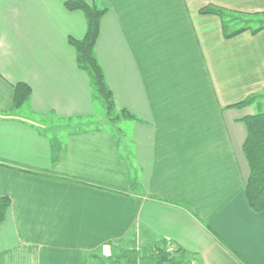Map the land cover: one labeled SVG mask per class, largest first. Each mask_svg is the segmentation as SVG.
Wrapping results in <instances>:
<instances>
[{"label": "crops", "instance_id": "obj_1", "mask_svg": "<svg viewBox=\"0 0 264 264\" xmlns=\"http://www.w3.org/2000/svg\"><path fill=\"white\" fill-rule=\"evenodd\" d=\"M67 1L0 0V264H91L160 239L194 264H264V212L246 202L242 153V119L264 99L234 107L264 94V28L226 39L219 17L199 14L264 18V0H84L106 10L94 53L116 111L136 118L122 123V150L87 122L94 92L68 43L86 21ZM18 83L31 95L14 110ZM10 165L123 190L135 172L138 187L122 196Z\"/></svg>", "mask_w": 264, "mask_h": 264}, {"label": "trees", "instance_id": "obj_2", "mask_svg": "<svg viewBox=\"0 0 264 264\" xmlns=\"http://www.w3.org/2000/svg\"><path fill=\"white\" fill-rule=\"evenodd\" d=\"M67 11H79L84 15L86 21V31L82 39L76 40L69 37L68 43L76 54V63L80 70L84 71L89 79L94 92V97L101 103L108 123L118 121H133L135 116L125 110L116 111L112 93L106 83L104 73L98 63L94 53V47L99 34L100 20L105 14V9H100L95 5L87 4L84 0H69L64 3ZM201 15H214L222 22V32L226 39L234 38L246 31L256 34L264 28V19H256L261 15H242L228 12L216 7L208 6L199 11ZM256 24V25H255ZM237 25V26H236ZM252 25H255L254 27ZM31 95L28 85L18 83L14 86V96L12 108L17 110L24 106ZM264 94L252 95L234 107H243L255 104L263 100ZM246 129V138L242 146V153L248 166V178L244 185V195L249 208L255 212H264V110L246 116L242 119ZM61 146L54 139L51 142L52 163L58 159ZM4 165L5 163H0ZM13 165H10V167ZM18 170L36 174L43 178L55 181L73 182L89 186L98 190L115 193L122 196L133 194L138 187L137 175L132 174V181L128 190L112 187L102 183H95L81 178L69 177L49 171L34 170L21 166H13ZM10 207V201L6 197L0 198V226L6 218V212ZM186 210L195 218L200 220L190 209ZM94 256L84 255L80 264H87ZM108 264H194L193 257L182 248L173 245L171 242L160 239L151 247L137 250L133 245L127 249L120 250L116 255L107 259ZM100 264L104 261L98 260Z\"/></svg>", "mask_w": 264, "mask_h": 264}, {"label": "rangeland", "instance_id": "obj_3", "mask_svg": "<svg viewBox=\"0 0 264 264\" xmlns=\"http://www.w3.org/2000/svg\"><path fill=\"white\" fill-rule=\"evenodd\" d=\"M256 19H264V18H261V17H259V18H256ZM256 25V24H255ZM255 25H252L253 27L255 26ZM237 26V25H236ZM89 121H92L93 123H98V126H100V125H102L103 126V128H108L109 130H112V131H114V133H115V135H116V137H117V139L119 140V142H120V149L122 150L123 148H127L128 147V143H126V140H125V135H122V133L125 131V129L123 130L122 128H123V124L122 123H124L125 121H123V120H121V121H118V122H114V123H111L110 124V122L108 123V121L106 120V116H105V112H104V109H103V107H102V105H101V103L95 98L94 99V103H93V113H92V116L90 117V118H88L87 119V122H89ZM101 121V123H99ZM101 127V126H100ZM122 130H123V132H122ZM126 131H128V128L126 129ZM155 244V243H154ZM127 245V244H126ZM133 246L137 249V250H140V251H142L143 249H146V248H148V247H151V246H141V245H137L136 243H135V245L133 244ZM129 247H130V245H129ZM128 247V248H129ZM127 249V248H125V246L124 247H122V249ZM121 249V250H122ZM119 250V249H118ZM117 250V252H116V254L119 252ZM110 257H113V256H109V257H107L106 258V260L104 261V264H108V258H110ZM96 258V257H95ZM94 259V258H93ZM90 260H92V259H89L88 261H87V264H88V262L90 261ZM98 260V259H97ZM91 264H100L98 261H95V262H92Z\"/></svg>", "mask_w": 264, "mask_h": 264}]
</instances>
